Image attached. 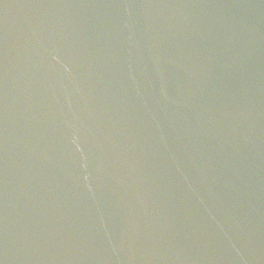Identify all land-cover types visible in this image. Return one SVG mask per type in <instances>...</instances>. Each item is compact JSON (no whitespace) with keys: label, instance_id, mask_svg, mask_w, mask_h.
Here are the masks:
<instances>
[{"label":"water","instance_id":"1","mask_svg":"<svg viewBox=\"0 0 264 264\" xmlns=\"http://www.w3.org/2000/svg\"><path fill=\"white\" fill-rule=\"evenodd\" d=\"M0 264H240L197 0H0Z\"/></svg>","mask_w":264,"mask_h":264}]
</instances>
